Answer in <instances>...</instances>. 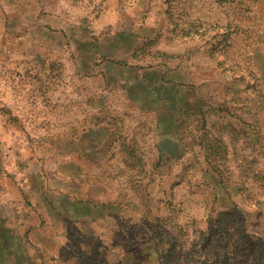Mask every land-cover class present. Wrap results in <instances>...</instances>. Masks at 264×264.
Wrapping results in <instances>:
<instances>
[{
  "label": "rangeland",
  "instance_id": "374dc122",
  "mask_svg": "<svg viewBox=\"0 0 264 264\" xmlns=\"http://www.w3.org/2000/svg\"><path fill=\"white\" fill-rule=\"evenodd\" d=\"M82 137L118 206L59 264L232 262L230 198L264 246V0H0V158Z\"/></svg>",
  "mask_w": 264,
  "mask_h": 264
},
{
  "label": "crops",
  "instance_id": "0c3cea01",
  "mask_svg": "<svg viewBox=\"0 0 264 264\" xmlns=\"http://www.w3.org/2000/svg\"><path fill=\"white\" fill-rule=\"evenodd\" d=\"M12 118L15 128H23L22 120ZM83 138L70 141L74 148L66 158L61 151L67 149L54 145L37 148V157L19 148L10 160L0 158V264H59L55 254L63 241L70 235L89 240L85 230L101 226L118 206L117 193L106 189L100 162L92 148L82 147Z\"/></svg>",
  "mask_w": 264,
  "mask_h": 264
},
{
  "label": "trees",
  "instance_id": "16d2710c",
  "mask_svg": "<svg viewBox=\"0 0 264 264\" xmlns=\"http://www.w3.org/2000/svg\"><path fill=\"white\" fill-rule=\"evenodd\" d=\"M255 136H261L258 132L255 133ZM176 139L171 137L170 133L168 132L163 133L162 141L165 145L171 144ZM164 155L171 157V150L167 149L164 150ZM250 194L246 195L245 198L249 199ZM215 197H217L215 195ZM228 203L224 204L223 207H226L223 211H220L218 217L215 221V234L219 237L231 236L233 237L235 247L233 252L237 254L234 257L233 261H227L225 264H241L242 260H238L239 257H244L245 261H252V264H264V246L262 244H255L251 239L253 234L247 230V227L244 223L242 216L240 215V210L237 209V206L240 205L236 203L231 198L229 199ZM204 249L207 251H212L213 248L207 242V234L204 237ZM209 249V250H208ZM180 256V255H179Z\"/></svg>",
  "mask_w": 264,
  "mask_h": 264
}]
</instances>
